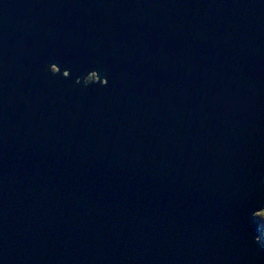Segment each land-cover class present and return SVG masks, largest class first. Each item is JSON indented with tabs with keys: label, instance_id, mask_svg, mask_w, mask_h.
<instances>
[{
	"label": "water",
	"instance_id": "water-1",
	"mask_svg": "<svg viewBox=\"0 0 264 264\" xmlns=\"http://www.w3.org/2000/svg\"><path fill=\"white\" fill-rule=\"evenodd\" d=\"M264 0H0V264H264Z\"/></svg>",
	"mask_w": 264,
	"mask_h": 264
},
{
	"label": "rangeland",
	"instance_id": "rangeland-1",
	"mask_svg": "<svg viewBox=\"0 0 264 264\" xmlns=\"http://www.w3.org/2000/svg\"><path fill=\"white\" fill-rule=\"evenodd\" d=\"M255 215L262 221L263 226H264V209L261 210L260 212L255 213ZM263 231H264V229H263ZM263 235H264V233H263Z\"/></svg>",
	"mask_w": 264,
	"mask_h": 264
},
{
	"label": "clouds",
	"instance_id": "clouds-1",
	"mask_svg": "<svg viewBox=\"0 0 264 264\" xmlns=\"http://www.w3.org/2000/svg\"><path fill=\"white\" fill-rule=\"evenodd\" d=\"M254 217L256 218V215ZM259 231L261 233L259 241H261L263 239V237H264V235H263L264 231L262 230V228H260V226H259ZM261 243L264 244V242H262V241H261Z\"/></svg>",
	"mask_w": 264,
	"mask_h": 264
},
{
	"label": "trees",
	"instance_id": "trees-1",
	"mask_svg": "<svg viewBox=\"0 0 264 264\" xmlns=\"http://www.w3.org/2000/svg\"><path fill=\"white\" fill-rule=\"evenodd\" d=\"M255 218V217H254ZM255 220H257L256 222H258L259 224L262 222L261 220H259V218L256 216ZM264 229V226H262V230ZM260 240V239H259Z\"/></svg>",
	"mask_w": 264,
	"mask_h": 264
}]
</instances>
